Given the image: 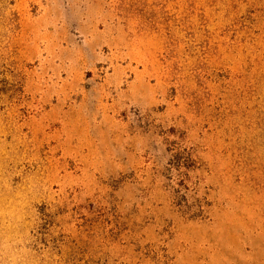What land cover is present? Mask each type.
I'll return each mask as SVG.
<instances>
[{"label": "rangeland", "instance_id": "obj_1", "mask_svg": "<svg viewBox=\"0 0 264 264\" xmlns=\"http://www.w3.org/2000/svg\"><path fill=\"white\" fill-rule=\"evenodd\" d=\"M0 264H264V0H0Z\"/></svg>", "mask_w": 264, "mask_h": 264}]
</instances>
